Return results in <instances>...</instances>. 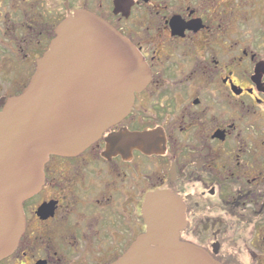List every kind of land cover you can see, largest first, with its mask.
<instances>
[{"label": "flooded vegetation", "instance_id": "obj_1", "mask_svg": "<svg viewBox=\"0 0 264 264\" xmlns=\"http://www.w3.org/2000/svg\"><path fill=\"white\" fill-rule=\"evenodd\" d=\"M79 10L132 41L150 80L95 145L51 155L0 264H110L147 231L158 191L184 205L181 241L223 264H264V0H0V111ZM122 130L154 131L160 146L105 156Z\"/></svg>", "mask_w": 264, "mask_h": 264}, {"label": "water", "instance_id": "obj_2", "mask_svg": "<svg viewBox=\"0 0 264 264\" xmlns=\"http://www.w3.org/2000/svg\"><path fill=\"white\" fill-rule=\"evenodd\" d=\"M143 60L121 31L89 11L58 26L28 87L0 111V261L25 234L24 201L41 191L51 155L81 154L130 112L135 93L150 80ZM159 142L154 131L122 130L106 138L104 155L154 152ZM182 204L170 191L149 193L147 231L110 264H223L181 241Z\"/></svg>", "mask_w": 264, "mask_h": 264}]
</instances>
